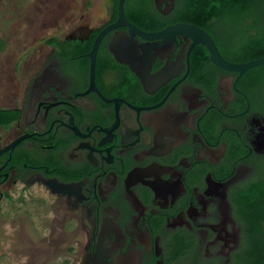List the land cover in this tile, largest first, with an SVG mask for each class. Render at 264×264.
Wrapping results in <instances>:
<instances>
[{"label": "flooded vegetation", "instance_id": "obj_1", "mask_svg": "<svg viewBox=\"0 0 264 264\" xmlns=\"http://www.w3.org/2000/svg\"><path fill=\"white\" fill-rule=\"evenodd\" d=\"M189 5L125 0L126 20L108 30L119 0H102L89 23L42 38L15 62L0 98L15 117L0 126V208L12 192L23 202L44 191L41 245L60 251L59 264H234L241 251L236 197L264 161V99L208 50L201 62L203 45L186 33L139 34L179 24L208 32L184 15Z\"/></svg>", "mask_w": 264, "mask_h": 264}, {"label": "rangeland", "instance_id": "obj_2", "mask_svg": "<svg viewBox=\"0 0 264 264\" xmlns=\"http://www.w3.org/2000/svg\"><path fill=\"white\" fill-rule=\"evenodd\" d=\"M87 2L94 7L88 4L86 9ZM101 3L102 0H0V38L4 44L0 53V98L9 96L10 90L2 88L11 85L15 62L25 56L28 48L41 46L42 38L89 23L96 17L95 12L102 10ZM219 32L226 41L235 40L230 33L233 30L221 28ZM257 97L264 99V90L259 91ZM2 100L0 104H4ZM19 194L12 192V200H6L0 208V218L5 223L0 225V264H59L60 251L54 250L53 245V249H49L44 242L41 245L49 231L43 224L46 213L36 201L48 200L47 194L35 188L23 194V202H15ZM27 196L35 202L28 201ZM16 213L28 218L30 225L25 228L14 225L12 216ZM55 243L57 245L58 241ZM38 248L48 249L40 251Z\"/></svg>", "mask_w": 264, "mask_h": 264}, {"label": "trees", "instance_id": "obj_3", "mask_svg": "<svg viewBox=\"0 0 264 264\" xmlns=\"http://www.w3.org/2000/svg\"><path fill=\"white\" fill-rule=\"evenodd\" d=\"M184 15L190 22L210 32L217 40L221 52L232 61L246 63L264 57V0H190ZM216 26L233 30L235 51L229 52L232 42L218 38ZM0 39V51L3 46ZM202 61H209L207 49L198 46ZM245 77L257 88L264 90V65L252 68ZM15 117L11 111L0 109V126ZM243 223L244 243L234 264H264V161L256 162L255 175L248 180L236 197Z\"/></svg>", "mask_w": 264, "mask_h": 264}, {"label": "water", "instance_id": "obj_4", "mask_svg": "<svg viewBox=\"0 0 264 264\" xmlns=\"http://www.w3.org/2000/svg\"><path fill=\"white\" fill-rule=\"evenodd\" d=\"M124 1L125 0H119V9H120L119 21L116 24H114L113 26H111L110 28H108V30H112L114 28H117V27H120L123 25L121 23V19H125L124 9H123ZM130 26H132V25H130ZM106 32H107V30L103 31L100 34L98 40ZM180 33H186L187 35L190 36V38L193 40L192 47L195 45H203L204 47H206V49L209 52L211 62L215 66H217L221 69L236 72L241 76L252 68L258 67L260 65H264V57L256 59V60H252V61H249L246 63H240V64H232V63L226 61L224 59V57L221 55L215 41L211 37V35L208 32L204 31L203 29H201L197 26L179 24V25L169 27L166 30H164L160 33H157V34H153V35H148V34H144V33L139 32L140 35H143L144 37H146L148 39H151L153 37L158 38V39H162V38H166V37L174 38L176 35H178ZM97 49H98V47H97V43H96L93 46V49L91 51V54L93 57L96 56ZM94 67H95V65L92 64V70L93 71H94ZM45 185L50 188V190L52 191L53 194H59L60 193L58 190L59 186L56 185L55 183L45 182Z\"/></svg>", "mask_w": 264, "mask_h": 264}]
</instances>
